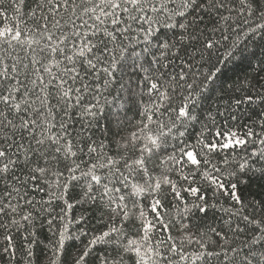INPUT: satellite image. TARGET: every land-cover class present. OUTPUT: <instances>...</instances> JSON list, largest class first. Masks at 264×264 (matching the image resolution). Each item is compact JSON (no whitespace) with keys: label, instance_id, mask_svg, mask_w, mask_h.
Segmentation results:
<instances>
[{"label":"snow or ice","instance_id":"1","mask_svg":"<svg viewBox=\"0 0 264 264\" xmlns=\"http://www.w3.org/2000/svg\"><path fill=\"white\" fill-rule=\"evenodd\" d=\"M258 41L264 0H0V262L264 264Z\"/></svg>","mask_w":264,"mask_h":264},{"label":"trees","instance_id":"2","mask_svg":"<svg viewBox=\"0 0 264 264\" xmlns=\"http://www.w3.org/2000/svg\"><path fill=\"white\" fill-rule=\"evenodd\" d=\"M258 43H264V42H259ZM249 50H252V45H249ZM257 56L255 59L252 60V67L249 68L247 66V62L241 63V64H237L235 66H229L225 75L227 77H230L232 80H235L236 78H242L245 74H254L253 73V69L258 68L259 67V61L264 60V56L260 55L259 53L262 51L261 48H257ZM262 76H264V73H261ZM253 109L255 111H253ZM262 109H264V105H260L259 107L257 106L256 103H253L251 106H249L248 104H242L240 109H235L233 108L232 111L237 113L238 115H244L247 114L249 116L252 117V119H257L258 117L256 116L257 112H260ZM243 123H248L247 120H244ZM252 190L254 192L258 191V189L256 188L255 184H253ZM79 209H77V214H79ZM207 223L209 224H215V226L219 227V224L217 222H215L212 219V215L211 213L209 214ZM81 227H83V225H81ZM75 230V229H74ZM51 234L47 232V229L44 230V234L41 236V239L44 240L45 243H47V239L46 237L50 236ZM78 243V242H77ZM0 264H2V262H0Z\"/></svg>","mask_w":264,"mask_h":264}]
</instances>
